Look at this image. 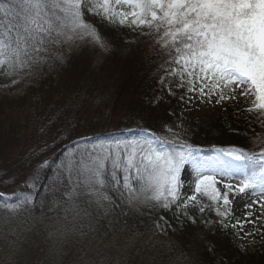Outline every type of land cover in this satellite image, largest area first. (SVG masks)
<instances>
[{"label":"snow or ice","instance_id":"6c2138e0","mask_svg":"<svg viewBox=\"0 0 264 264\" xmlns=\"http://www.w3.org/2000/svg\"><path fill=\"white\" fill-rule=\"evenodd\" d=\"M93 19L152 39L158 73H164L161 94L152 103L165 102V94L176 97L177 91L185 104L193 99L214 106L243 102L247 107L238 112L255 115L264 129V0H0V75L15 77L16 84L52 69L65 62L60 49L77 42L108 50L109 38ZM162 127L166 134L144 128L146 135L132 138L80 137L53 162L46 182L40 173L49 167L48 159L30 165L19 191H0V240L15 251L18 233L11 220L39 210L49 220L44 238L49 256L74 249L72 264H105L113 249L134 250L130 264L137 257L154 264L158 253L130 220L151 221L152 235L166 237L177 229L159 213L175 209L172 215L181 227L197 223L191 210L209 211L216 219L201 221L204 226L222 232L239 228L234 232L239 239L259 235L264 241L259 229L244 231L245 224L264 220V134L249 150L221 147L202 155L183 138L190 125ZM257 145L259 151L253 150ZM49 147L45 142L37 151ZM185 165L192 171L182 175ZM257 191V200L243 201ZM238 202L248 211L243 221L231 224ZM257 205L261 212L254 217ZM239 248L247 254L246 244ZM208 251L214 253L215 246ZM177 262L193 264L184 252ZM218 264L227 262L221 257Z\"/></svg>","mask_w":264,"mask_h":264},{"label":"trees","instance_id":"16d2710c","mask_svg":"<svg viewBox=\"0 0 264 264\" xmlns=\"http://www.w3.org/2000/svg\"><path fill=\"white\" fill-rule=\"evenodd\" d=\"M91 22L109 38L108 50L77 42L60 49L65 54V62L52 69L45 67L41 73L25 76L16 84L11 82L15 77L0 75V139L17 147L14 155L0 162V191H19L17 184L25 179L30 165L35 166L47 158L49 167L40 173L44 178L42 182H46L52 174L53 162H58L70 142L80 137L99 134L101 139L132 138L146 135L144 128L158 135L166 134L162 123L173 118L169 113L174 100L165 99L159 105L151 102L158 91L159 76L164 74L158 73L159 61L152 39L148 37L147 45L153 49L152 56L145 58L141 55V47L146 46L142 40L145 36L126 27H108L95 19ZM226 117L230 126L224 124ZM262 134L264 129L255 115L244 112L240 116L227 107L211 126L195 131L188 142L202 155H209L213 148L235 146L249 150ZM45 142L50 147L37 151ZM253 150L259 151L258 145ZM33 152L36 155L29 161ZM172 211L159 213L177 225V231L166 237L152 235L151 221L144 225L139 220H130V224L144 234L143 240L149 242L150 250L158 253L154 264H178L181 252L186 253L193 264H218L221 257L227 264H264V241L257 257L248 256L232 243L233 229L222 232L201 223L215 220L214 212L206 211L201 215L191 210L197 223L186 222L181 227ZM18 218L23 219L24 227L18 250L21 253L47 252L44 238L49 220L42 217L39 210L30 217ZM210 244L215 246L214 253L208 251ZM133 252L113 249L107 253L105 264H130ZM50 259L72 264L75 251L70 249L67 255ZM136 264L144 262L137 257Z\"/></svg>","mask_w":264,"mask_h":264},{"label":"rangeland","instance_id":"374dc122","mask_svg":"<svg viewBox=\"0 0 264 264\" xmlns=\"http://www.w3.org/2000/svg\"><path fill=\"white\" fill-rule=\"evenodd\" d=\"M145 42L146 46L141 47V55L145 58L147 55L150 57L152 56L153 49L151 46L147 47L148 45V37H144L142 39ZM147 53V54H146ZM117 79V77H115ZM166 93V90H165ZM161 94V85L159 82L158 85V91L156 92V96H159ZM182 93L180 91H177L176 97H171L165 94V99H173L174 104L170 109V113L174 110L175 114L172 115V119L168 123H172L173 127H175V123H183L185 126H191V130L188 132L186 136L183 138L189 141L193 135V133L197 130H200L205 127L211 126L220 113L222 111L226 110L227 107H230L234 110L235 113H238V115L242 116L244 112H238V107L243 109L246 108L247 105L241 102V104L238 106L234 101H228L224 106H214L210 104H204L201 103L198 99H193L190 103H183L179 100V96ZM224 124L227 126H230V120L228 117L225 118ZM17 147L6 143L4 140L0 139V162L5 157L12 156L16 153ZM212 154V153H211ZM209 154V155H211ZM1 164V163H0ZM192 169L190 165H185V168L182 170V175L186 173H191ZM259 198V192L257 191L256 195H244L242 196L243 201L249 202L251 200H257ZM248 210L244 208L243 203L238 202L235 206V212L234 217L231 224H235L236 220L239 219L241 221L244 220L246 212ZM255 215H259L261 212V209L259 206H255L252 209ZM253 217V219H254ZM3 219L4 216L0 215V228L3 227ZM23 220V219H22ZM21 218L15 217L11 220L10 226L15 227L17 229L18 233V240L16 244V249L13 251L7 245L4 244L2 240H0V264H36V262L39 260L41 261V264H66L64 261H52L50 259L51 256L48 255L47 252H40V251H32L28 250L26 253H21L19 243L21 242V230L24 228L22 224ZM177 228V225H173ZM179 226V223H178ZM262 227H264V220L256 221L253 224H245L244 225V231L247 232H253L254 229H259L262 232ZM234 232L240 231L239 228L233 229ZM255 239V244H249L248 240ZM248 240H241L238 236H234L232 239V243L237 247L239 250L240 244H246L248 247L247 254L248 256L254 255L257 257L258 253L261 251L260 244L262 242L261 237L259 235H254L253 237H249ZM40 244H42V241H40ZM18 250V251H17ZM68 264V263H67Z\"/></svg>","mask_w":264,"mask_h":264}]
</instances>
